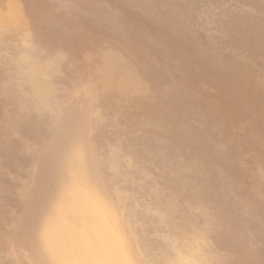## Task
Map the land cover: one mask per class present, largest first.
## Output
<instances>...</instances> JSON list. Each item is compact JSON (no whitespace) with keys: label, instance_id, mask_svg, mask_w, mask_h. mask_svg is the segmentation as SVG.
Returning a JSON list of instances; mask_svg holds the SVG:
<instances>
[{"label":"rangeland","instance_id":"374dc122","mask_svg":"<svg viewBox=\"0 0 264 264\" xmlns=\"http://www.w3.org/2000/svg\"><path fill=\"white\" fill-rule=\"evenodd\" d=\"M97 208L117 260L264 264V0H0V264Z\"/></svg>","mask_w":264,"mask_h":264},{"label":"bare ground","instance_id":"6f19581e","mask_svg":"<svg viewBox=\"0 0 264 264\" xmlns=\"http://www.w3.org/2000/svg\"><path fill=\"white\" fill-rule=\"evenodd\" d=\"M110 18H112V17H110ZM125 18V17H124ZM123 20V19H122ZM84 23H85V21H84ZM82 27V26H81ZM81 29V28H80ZM85 31H87L86 29H85ZM88 32V31H87ZM84 34V33H83ZM79 35V34H78ZM115 35V34H114ZM114 35H112V36H114ZM81 36V35H80ZM82 37V36H81ZM84 37H85V35H84ZM86 38V37H85ZM114 39V38H113ZM140 43V42H139ZM184 44V43H183ZM127 45V44H126ZM143 45V44H142ZM126 50V49H125ZM142 53V52H141ZM151 54V53H150ZM120 55V54H119ZM123 55V54H122ZM174 55V54H173ZM176 57V56H175ZM124 58V57H123ZM125 59V58H124ZM130 60V59H129ZM133 61V60H132ZM168 62V61H167ZM116 63V62H115ZM120 64V63H119ZM150 65V64H149ZM121 66V65H120ZM118 67V66H117ZM159 68V67H158ZM147 69V68H146ZM186 72H188V71H186ZM121 81H122V79H120ZM118 81H119V79H118ZM120 81V82H121ZM119 82V83H120ZM122 84V83H121ZM114 89V88H113ZM115 89H116V87H115ZM114 89V90H115ZM128 89H129V87H128ZM128 89L126 90L127 92H128ZM112 90V89H111ZM114 90H112V93H114V94H116V92H113ZM119 90V89H118ZM134 90V89H133ZM125 91V93L127 94V92ZM130 91V90H129ZM132 91V90H131ZM139 91V90H138ZM119 93V92H118ZM120 93H123L122 91L120 92ZM124 93V94H125ZM133 93V92H132ZM139 93V92H138ZM119 95V94H118ZM144 95V94H143ZM115 96V95H114ZM126 96V95H125ZM149 96V95H148ZM128 97V96H127ZM133 97H134V95H133ZM138 97H139V95H138ZM126 99V98H125ZM139 99H141V98H139ZM138 99V100H139ZM145 99H146V97H145ZM117 100V99H116ZM123 100V99H122ZM140 101V100H139ZM150 102H151V100H150ZM118 103H119V101H118ZM152 103V102H151ZM150 104V103H149ZM151 106L150 105H147V109H149ZM153 107V106H152ZM78 113H81V112H78ZM81 114H83V113H81ZM80 114V115H81ZM91 114V113H90ZM82 116V115H81ZM79 118V117H78ZM82 118V117H81ZM83 120V119H82ZM79 121H81V119H79ZM85 125V124H84ZM85 128H86V126H85ZM83 129V128H82ZM75 130H77L76 128H75ZM74 131V130H73ZM79 131V130H78ZM81 131V130H80ZM84 131V130H83ZM87 131V130H86ZM82 132V131H81ZM81 132L79 133V135H83V134H85V133H83V134H81ZM230 136V135H229ZM221 148V147H220ZM257 153V152H256ZM237 156V155H236ZM235 157V156H234ZM255 158H256V156H255ZM254 160V159H253ZM87 172L88 171H86L85 172V174H87ZM96 172V171H95ZM95 172H92L91 174L93 175V173H95ZM84 174V175H85ZM89 174V173H88ZM88 174H87V176H88ZM97 174V173H96ZM95 174V176H97V177H99V175L97 174L96 175ZM87 176H85L84 177V180H80V178H79V180H80V182L81 181H84L87 185H88V183H87ZM90 177H91V175H89ZM93 177V176H92ZM91 177V178H92ZM81 178H82V175H81ZM91 178H90V181H89V178H88V181H89V184L92 182L91 181ZM94 178H96V177H94ZM97 180H98V178H97ZM97 180H94L95 181V184H96V181ZM93 181V182H94ZM84 182H83V184H84ZM82 183V182H81ZM97 183H98V181H97ZM92 184H94V183H92ZM92 184H90V185H92ZM93 191V190H92ZM85 193V192H84ZM93 193V192H92ZM96 194V193H95ZM66 195V194H65ZM64 195V196H65ZM76 196V195H75ZM93 197V196H92ZM77 198V197H76ZM88 200V199H87ZM87 200H86V198H85V201H84V203H85V206H87ZM89 201V200H88ZM64 202H66V203H71V205H73V201H71V200H68V198H67V200L65 199L64 200ZM95 207H93V209H94ZM92 209V212L90 213V215L89 216H87L86 218H75V219H73V220H60V221H56V228H54V229H56V231H54V233L56 232H58V233H63V234H65L66 236H69V237H73V238H75V240L77 241L76 242V244H77V247L75 248V250L72 248V247H70V248H72L73 250H71L70 248H67L66 246V248L64 247V248H62L60 251L61 252H63V254H67L69 257H74L75 259H73V260H76V257H77V259L79 258V257H81V258H79V259H81L80 261L82 262V264H133L132 262L130 263L129 262V260H127V258H126V260L127 261H123V259L122 260H117V258L119 257L118 255H121V254H119V253H121V252H124V251H127V250H124L123 251V246L121 247L120 245H119V243H120V241L118 242L117 240H116V238H112L110 235H108V234H110L109 232H108V234H107V232L105 233V235H108V236H110V237H107L106 236V238H104L103 237V232H105V230H104V228H106V227H104L105 225H104V222H105V220H104V222H103V220H101V214H102V211L101 212H98L99 211V209L98 210H93ZM50 213V212H49ZM101 213V214H100ZM48 214V213H47ZM38 215V214H37ZM103 216V215H102ZM104 217V216H103ZM102 219H105V217L104 218H102ZM103 222V223H102ZM96 223L98 224H100L101 223V227L100 226H98V227H100V228H98V227H94V228H97L98 229V231L96 230V231H94L93 233L95 234V235H99L100 237L102 236L103 237V239L101 240V239H99L98 240V238H97V240L98 241H100L101 240V242H100V245L98 244V245H96L95 246V244L92 246V247H88L89 245H87V244H85V242H87L86 240L88 239V236H87V238H85L86 237V233L85 232H82L83 230L85 231L86 229V231L88 232V229H90V231L92 230H94V228H93V226H94V224L96 225ZM73 225V227L74 228H72V225ZM69 225L71 226V228H69ZM93 228V229H92ZM109 228V227H108ZM72 229V230H71ZM74 229H75V231H74ZM74 231V232H73ZM89 231V232H90ZM107 231V230H106ZM109 231V230H108ZM53 233V234H54ZM83 233L85 234V235H83ZM93 233L91 234V232H90V236L91 235H93ZM97 233V234H96ZM64 235V236H65ZM94 235V236H95ZM104 235V236H105ZM112 236H113V234H111ZM83 236H85V237H83ZM23 238V237H22ZM95 238V237H94ZM58 240V239H57ZM96 240V241H97ZM95 241V242H96ZM96 243H99V242H96ZM69 247V246H68ZM105 248V250H104V248ZM103 249V250H102ZM125 249V248H124ZM28 250V249H27ZM27 252V251H26ZM60 252V254H62ZM127 252H129V251H127ZM126 252V253H127ZM125 253V254H126ZM123 255H124V253H122ZM71 255V256H70ZM122 255V256H123ZM58 256V255H57ZM79 256V257H78ZM103 257H105V260H106V262H104L105 260L103 259ZM121 257V256H120ZM39 260V261H38ZM41 261V262H40ZM77 261V260H76ZM80 261H78V264H79V262ZM131 261V260H130ZM80 262V263H81ZM32 264H43V261L42 260H40V259H36L35 260V262L34 263H32Z\"/></svg>","mask_w":264,"mask_h":264}]
</instances>
